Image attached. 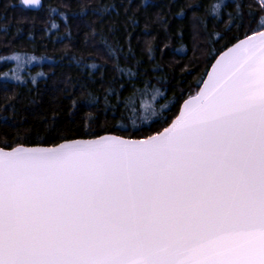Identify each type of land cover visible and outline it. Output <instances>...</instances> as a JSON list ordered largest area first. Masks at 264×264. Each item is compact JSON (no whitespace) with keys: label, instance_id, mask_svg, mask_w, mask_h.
Wrapping results in <instances>:
<instances>
[{"label":"water","instance_id":"water-1","mask_svg":"<svg viewBox=\"0 0 264 264\" xmlns=\"http://www.w3.org/2000/svg\"><path fill=\"white\" fill-rule=\"evenodd\" d=\"M0 264H264V30L154 135L0 147Z\"/></svg>","mask_w":264,"mask_h":264},{"label":"trees","instance_id":"trees-1","mask_svg":"<svg viewBox=\"0 0 264 264\" xmlns=\"http://www.w3.org/2000/svg\"><path fill=\"white\" fill-rule=\"evenodd\" d=\"M262 30L257 0H0V147L154 135Z\"/></svg>","mask_w":264,"mask_h":264},{"label":"rangeland","instance_id":"rangeland-1","mask_svg":"<svg viewBox=\"0 0 264 264\" xmlns=\"http://www.w3.org/2000/svg\"><path fill=\"white\" fill-rule=\"evenodd\" d=\"M260 1V4H262L261 0H258ZM14 61L16 62V65L19 66V67H23L25 65H28L30 63V59L26 58V57H16L14 59Z\"/></svg>","mask_w":264,"mask_h":264},{"label":"built area","instance_id":"built-area-1","mask_svg":"<svg viewBox=\"0 0 264 264\" xmlns=\"http://www.w3.org/2000/svg\"><path fill=\"white\" fill-rule=\"evenodd\" d=\"M257 2L260 4V1L257 0ZM262 4H260L262 7H264V0H261Z\"/></svg>","mask_w":264,"mask_h":264}]
</instances>
